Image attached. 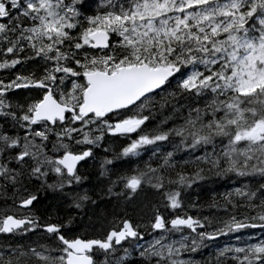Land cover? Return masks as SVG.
Segmentation results:
<instances>
[{
    "label": "snow or ice",
    "instance_id": "obj_1",
    "mask_svg": "<svg viewBox=\"0 0 264 264\" xmlns=\"http://www.w3.org/2000/svg\"><path fill=\"white\" fill-rule=\"evenodd\" d=\"M0 264H264V0H0Z\"/></svg>",
    "mask_w": 264,
    "mask_h": 264
},
{
    "label": "trees",
    "instance_id": "obj_2",
    "mask_svg": "<svg viewBox=\"0 0 264 264\" xmlns=\"http://www.w3.org/2000/svg\"><path fill=\"white\" fill-rule=\"evenodd\" d=\"M123 143H124V141H123L122 138L119 139V140H115L114 142L110 143V148H111L112 150H116V151H118L119 148L122 146ZM205 251H206V250H205ZM196 258H197V259H200V256L197 255Z\"/></svg>",
    "mask_w": 264,
    "mask_h": 264
}]
</instances>
